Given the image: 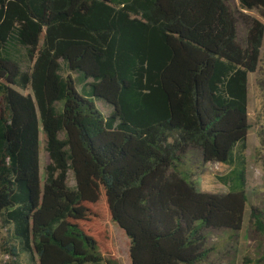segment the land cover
<instances>
[{
    "label": "trees",
    "instance_id": "16d2710c",
    "mask_svg": "<svg viewBox=\"0 0 264 264\" xmlns=\"http://www.w3.org/2000/svg\"><path fill=\"white\" fill-rule=\"evenodd\" d=\"M227 2L0 0V220L33 264H118L108 222L131 239V264H201L207 229H242L264 23L248 18L241 41ZM190 150L231 167L230 193L192 181Z\"/></svg>",
    "mask_w": 264,
    "mask_h": 264
},
{
    "label": "rangeland",
    "instance_id": "374dc122",
    "mask_svg": "<svg viewBox=\"0 0 264 264\" xmlns=\"http://www.w3.org/2000/svg\"><path fill=\"white\" fill-rule=\"evenodd\" d=\"M228 7L238 23L239 39L244 41L247 35L248 18H256L264 23V11H246L240 6L239 0H228ZM63 64V74L69 73L75 79L77 90L82 93V87L77 72L67 70ZM30 64L23 63V70H28ZM15 88L28 95L32 90H24L18 86ZM97 107L107 118L113 108L105 101L95 100ZM249 120L251 129L247 136L248 149L246 150V203L242 229L238 232L229 229H207L205 231L206 246L210 251L207 261L201 264H264V230L256 225L253 211L262 216L264 224V45L260 67L257 72L249 76ZM47 136L41 122V184L46 183V166L50 162L46 150ZM185 164L191 179L198 187L207 193L224 195L231 192V188L221 180L227 176L231 167L224 163H204L202 156L195 150H190L185 158ZM74 181V174H70V183ZM238 191V189H236ZM107 228L111 242L117 253L118 264H131L130 246L131 239L126 232L116 223L108 222ZM15 245L19 256H12L11 246ZM0 264H33L27 253L20 251V243L13 239L12 229L4 226L0 220ZM101 264H107L106 262Z\"/></svg>",
    "mask_w": 264,
    "mask_h": 264
}]
</instances>
